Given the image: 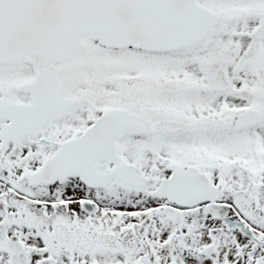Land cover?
I'll return each mask as SVG.
<instances>
[{"label":"snow or ice","instance_id":"6c2138e0","mask_svg":"<svg viewBox=\"0 0 264 264\" xmlns=\"http://www.w3.org/2000/svg\"><path fill=\"white\" fill-rule=\"evenodd\" d=\"M0 264H264V0H0Z\"/></svg>","mask_w":264,"mask_h":264}]
</instances>
